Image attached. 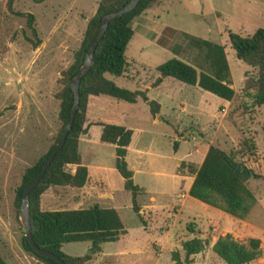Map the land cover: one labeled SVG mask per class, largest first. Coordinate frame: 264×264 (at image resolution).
<instances>
[{"label":"rangeland","instance_id":"rangeland-1","mask_svg":"<svg viewBox=\"0 0 264 264\" xmlns=\"http://www.w3.org/2000/svg\"><path fill=\"white\" fill-rule=\"evenodd\" d=\"M262 1L160 0L133 19L134 35L125 50L132 80L108 73L105 76L129 90L145 89L148 84L144 81L150 82L159 74L156 66L160 63L172 57L191 61L195 51L187 45L183 33L219 43L220 29L248 35L252 33V26L264 27ZM98 3L99 0H0V257L5 264H44L21 247L24 231L15 194L25 168L48 150L61 128L59 100L55 93L61 87L62 71L72 63ZM216 10L221 13L219 17ZM28 13L33 16L35 34L27 25L25 14ZM227 48L233 89L236 90V97L228 109L219 107L220 101L215 94L172 77L164 78L161 102L165 105L157 117L167 122L153 118L148 101L140 97L134 103L107 95L93 98L98 108L97 116L132 130V145L125 161L128 169L134 172L133 182L143 187L137 200L147 208L137 202L139 211H133L131 193L124 188V179L114 168V146L100 142L94 128L90 132L91 144L81 147L80 153L84 165L91 167L90 181L95 179V174L102 173L104 190L111 196L101 200L94 189L76 208L93 204L113 207L126 233L116 241L103 242L101 252L93 254V260L87 264H175L171 258L173 251H178L181 260L184 259L181 248L184 236L196 225L201 229L206 214L200 204L191 200H187L181 214H177L176 207H168L177 201L178 194L186 192V187L180 189L173 181L177 159L184 158L185 150L196 142L200 149L191 162H181L180 172L191 175L206 146L215 145L237 161L264 173V106L254 102L252 91H242V80L246 75L253 76L256 70L237 59L230 45ZM166 95L196 102L200 107L199 115L191 119L176 106L172 111L171 101L162 98ZM147 96L148 100L158 103L154 90H149ZM195 118L203 124L201 129L187 126L190 124L186 122ZM174 141L181 143L177 151L173 148ZM72 167L65 166L68 171ZM98 167L102 169L96 170ZM263 180L264 174L249 182L256 201L247 216L264 227V196H259ZM79 196L74 187H50L40 196V208L71 209L76 205L71 200ZM142 223L147 225L146 229ZM220 223L223 227L230 226L225 218ZM170 228L175 235L165 243L164 233ZM209 237L208 234L202 238L205 245L198 252L200 255L190 258L187 264H225L212 246L209 247ZM89 247L87 241L67 242L62 244L61 250L79 256L89 254ZM260 250L261 254L250 264H264V243L261 241ZM118 253L125 255L113 256ZM110 254L112 256H107Z\"/></svg>","mask_w":264,"mask_h":264},{"label":"trees","instance_id":"trees-1","mask_svg":"<svg viewBox=\"0 0 264 264\" xmlns=\"http://www.w3.org/2000/svg\"><path fill=\"white\" fill-rule=\"evenodd\" d=\"M160 0H139L136 6L122 16L111 20L100 38L93 54V64L82 76L78 86L79 102L74 121L63 146L51 160L46 172L29 194V214L31 233L34 242L41 248L58 255L65 264H86L92 255L101 251L103 242L116 241L125 233L118 212L112 207L93 204L87 208L43 210L40 208V196L50 187H82L87 181L88 170L81 162L78 150L79 136L85 131L86 109L89 96L108 95L130 103L140 97L148 101L153 117L159 114L160 105L148 100L145 91L129 90L118 86L105 74L120 76L126 67L125 50L134 34L133 19L145 12ZM128 0H99L95 14L88 20L79 48L74 52L72 63L62 71L61 87L55 93L59 100L58 118L61 122L55 141L48 150L32 165L25 168L21 183L16 190L15 205L20 206L23 189L35 178L50 151L59 141L63 128L69 120L74 101L70 88V79L83 63L85 52L96 35L101 17L123 7ZM22 14V13H20ZM27 25L33 34V16L28 13ZM187 45L195 53L190 62L172 57L156 66L159 76L172 77L188 85H197L201 89L218 97L234 101L235 90L231 86V74L222 44L183 33ZM228 39L237 59L256 71L253 76L246 75L242 91H252L254 102L264 106V27L257 28L250 35L228 33ZM102 126L100 141L115 146V168L124 179V188L131 193L132 209L139 211L137 195L142 189L133 182L132 172L125 161L127 146L131 141L132 130L120 124L99 123ZM173 143V148L176 147ZM66 165H75L74 172L68 171ZM194 179L188 194L206 204L241 218H247L256 197L249 182L261 178L254 168L237 161L224 149L210 145L197 169L192 171ZM90 243L89 254L72 256L61 250L63 243ZM205 241L199 237L182 242L184 259L178 251L171 253L175 264H187L192 255L200 252ZM21 247L44 264H59L56 260L37 254L30 246L25 234L21 237ZM212 250L225 264H245L261 254L260 239L249 237L244 241L235 239L230 233L219 235L212 245ZM0 264H5L0 257Z\"/></svg>","mask_w":264,"mask_h":264},{"label":"crops","instance_id":"crops-1","mask_svg":"<svg viewBox=\"0 0 264 264\" xmlns=\"http://www.w3.org/2000/svg\"><path fill=\"white\" fill-rule=\"evenodd\" d=\"M261 5H263V8H264V0L261 2ZM215 12H218L217 13L218 17L221 15V13L219 11L216 10ZM140 22H142V20ZM251 29H253L252 30V33H253L257 28H256V26H252ZM134 30H135V28H134ZM230 31H232V30H230L228 28L227 29L224 28V30L220 29L218 31L220 39H221L219 43L222 44L223 47H224V50H225V53H226V58H227V51L229 50L227 47H228V45H230V42H229V39H228V33ZM240 35H245V34H240ZM248 35H250V34H248ZM227 62H228V60H227ZM228 64H229V62H228ZM128 68H131V67H130L129 61H127V59H126V67H125L124 72L121 74V76H123L124 79L131 81L132 78H133L132 75H131L132 72L129 71ZM230 74H231V72H230ZM158 76H159V74H157L154 78H152L150 80V82L144 81L145 85L148 84V85L145 86V89H135V90H144L146 92V95H147L149 90H151V89L154 90L156 92V99H158V103L160 105L159 114H162L161 110L163 109V106L165 105V103L161 102L162 101L161 100V95H162V86H163L164 78H166V77H163L159 83H155V80L157 79ZM231 86L233 87V79H232V77H231ZM235 93H236V90H235ZM97 96H99V95H97ZM94 97H96V96L93 95V96H89V98H88L87 109H86V122L84 124L85 131L79 136V140H78L79 153L81 151V147L85 148V147H88L91 144V140H93V139L90 136V132L93 131L94 128L97 129L96 137H97V139L100 140V134H101L102 126L99 125V123L118 124V123H115V122H111L112 120H103V119H101L99 116H97L95 114L96 110L98 108H96L97 107L96 102L95 103L93 102V98ZM162 98H166V99H169L171 101V105H172V109L171 110L172 111H175L174 110L175 108L173 106H176L180 113H183V114H185L188 117H191V119L193 117H195V115L196 116L199 115L200 107L197 105L196 102H191L190 103V102H187V101H182L181 99H179L177 97H175V98L171 97L170 98V97H168V95H166V97L163 96ZM217 100L220 101L219 107H222V108H225V109H228V107L231 104V101L223 99L221 97H218ZM106 102H109V100L106 99ZM92 107H94L93 108L94 111H91ZM100 108H102V107H100ZM101 111L104 112L105 110L101 109ZM159 114L157 116L153 117V118H156L157 121H159V119L160 120H165L164 118L157 119ZM208 117H210V115ZM165 121L167 122V120H165ZM207 122H206V124H207ZM186 124H190V125H187V126H189L190 128H194V129H201L202 126H203V124H200V122L198 121L197 118H195L194 120H190V121L186 122ZM120 125H122V124H120ZM177 130H179V129H177ZM178 140H179V138H178ZM175 143H176L175 144L176 147L174 148V151H177L181 147V143H177V142H175ZM131 145H132V136H131V141H130L129 145L127 146V151H126L125 157L127 156L128 151L130 150L129 148H130ZM208 147L209 146L207 145L205 150H204V152L202 153V157H201V160L199 162V165L201 164ZM114 149H115V146H114ZM198 149H200V145H199L198 142H196V144H194L192 147L187 148L185 150V154H184L185 156H183L184 158L177 159V162L175 164L176 172L173 175V181H175L179 185L180 189H182L183 187H186V192L178 194L177 195V201L176 202H172L169 205V207H168V208L176 207L177 214H181V213H183V210L186 207L185 204H186L187 200H191L194 203L200 204L201 209L203 211H205L206 217H205V222H203V224H201L202 228L198 229V226L195 223L196 226H195V228L193 230H189V229L187 230L188 232H187V235L184 236V238H185L184 241L188 240V239H191L193 237H199V238L202 239V238L207 237L208 234H209L210 235V237H209V247H211L219 235H224L226 233H230L235 239L240 240V241H244V240H246L249 237H254V238L260 239L261 243H264V227L261 226L260 224H257L256 222L252 221L251 219H249L248 216L245 219H241V218L232 216V215L224 212L223 210H221L219 208H216V207H213V206H211L209 204H206V203H204V202H202V201H200L198 199H195V198L191 197L188 194L190 186H191V184L193 182V179H194V173H191V175H187V174H185L183 172H180L179 171V167L181 165V162H191L192 161V156L195 154L196 151H198ZM80 155H81V153H80ZM262 160L264 161V159H262ZM81 162L84 165V163L82 161V157H81ZM199 165H198V167H199ZM72 166L73 167H72L71 172H74L75 165H72ZM85 166L87 167V170H88L87 181L85 182V184L82 187H79V188L74 187V191L76 190L77 193H79L80 196L78 197V199L74 198V199L71 200V202L73 201L76 204L71 209H74L76 207H80L78 205H80L81 199L85 198L86 196L91 194L94 189L97 191V193H98L97 195H98V197L101 200H108L110 198V196H111L109 192L104 190L106 186H105V183L103 182V178H102L103 174L102 173H101V175H99L98 173L95 174V179L90 181L91 180V176H90V174H91L90 173V168L91 167L89 165H85ZM99 168L100 167L95 168V169L98 170ZM114 168H115V161H114ZM101 169L102 168H100V170ZM260 174L263 175L264 173H260ZM133 175H134V172H132V179H133ZM263 182H264V180H263ZM262 186H264V183H261L259 185V188L261 190V191L259 190V196H264V190H263L264 187H262ZM139 187H141V186H139ZM141 189H142V191H141V193H142L143 192V187H141ZM140 194H138L137 197ZM151 199H153V198L151 197ZM136 200H137V198H136ZM257 201L259 203L261 202V199L258 196H257ZM137 202L140 203L138 200H137ZM141 206L143 208H147L145 205L141 204ZM143 208H141V209H143ZM148 208H152V207H148ZM152 210H153V208H152ZM222 218H225V219H227L229 221V223H230L229 227L228 226L223 227L221 225L220 221H221ZM192 219H193V217H192ZM143 225H144L143 229H146L147 225H145V224H143ZM204 225H207L206 228H205ZM125 233H126V229H125ZM125 233L120 234L119 238L122 235H124ZM173 235H175V234H174V231L171 228L166 230L165 233H164V241H165V243L166 242L168 243V241L170 240V237H172ZM181 248H182V245H181ZM161 249H162V245H161ZM100 252H98V254ZM115 255H125V254L118 253V254H114L113 256H115ZM198 255H200V253H196V254L192 255L191 258L193 256H198ZM107 256H112V254L107 255ZM92 260H93V257L91 259H89L88 261H92ZM87 262H86V264H87ZM248 263H245V264H248Z\"/></svg>","mask_w":264,"mask_h":264},{"label":"water","instance_id":"water-1","mask_svg":"<svg viewBox=\"0 0 264 264\" xmlns=\"http://www.w3.org/2000/svg\"><path fill=\"white\" fill-rule=\"evenodd\" d=\"M139 0H128V2L121 7L118 10L111 11L109 13L104 14L101 17L100 26L99 29L94 36L93 40L91 41L89 47L87 48V51L85 52L83 63L80 66L79 70L73 75V77L70 79V88L73 93V104L70 110L69 120L65 124L63 128V132L61 134V137L59 141L56 143L54 148L50 151L48 156L45 158L41 169L39 170L38 174L35 176V178L23 189L22 195H21V203L19 206V216L22 223L23 231L25 236L27 237V240L32 247V249L39 255L52 258L56 260L59 264H65V262L55 253L45 250L41 247H39L33 240L32 233H31V226H30V214H29V194L30 192L35 188V186L38 184L44 173L46 172L51 160L55 156V154L59 151V149L63 146L66 136L71 129L74 121V116L77 110L78 102H79V92H78V86L80 79L82 76L89 70L91 65L93 64V54L94 50L102 37L103 33L105 32L108 23L116 19L126 12L131 11Z\"/></svg>","mask_w":264,"mask_h":264}]
</instances>
